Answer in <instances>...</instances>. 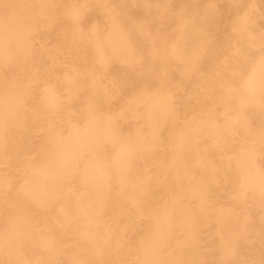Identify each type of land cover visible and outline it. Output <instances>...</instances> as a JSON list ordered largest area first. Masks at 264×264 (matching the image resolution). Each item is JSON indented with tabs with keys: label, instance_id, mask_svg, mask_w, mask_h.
<instances>
[{
	"label": "rangeland",
	"instance_id": "1",
	"mask_svg": "<svg viewBox=\"0 0 264 264\" xmlns=\"http://www.w3.org/2000/svg\"><path fill=\"white\" fill-rule=\"evenodd\" d=\"M20 4L0 0V16L7 18L23 8L24 25L23 46H7L11 53L7 55L0 50V96L6 95L9 83L12 89L23 90L14 116L21 124H15L16 119L9 123L7 145L0 148V169L18 175L16 168L25 165L17 161V153L25 154L23 159L36 158L41 155L39 143L77 133L86 144L79 169L70 173L69 181L79 183L89 176L92 161L101 159V153L110 155L107 167L114 165L112 157L131 166L127 173L136 188L146 172L152 181L150 198L132 207L116 195L118 178L126 169L114 171L104 214L109 217L118 205L125 212L132 208L119 219L125 228L124 245L102 257L85 245L81 264H143L145 256L137 246L145 239L151 213L157 206H171L179 190L180 198L189 199L195 183L188 179L192 174L201 186L207 181V189L215 195L207 193L204 209L197 200L199 257L191 260L190 246L184 244L181 255L186 257L178 261L264 264V192L250 186L251 175L264 182V0H24ZM76 15H81L80 22ZM112 15L119 22L116 27L111 25ZM186 22L199 32L187 41L182 28ZM143 28L148 33H142ZM93 33L97 36L89 41ZM111 37L119 43L115 45ZM92 132L115 137L97 143L90 139ZM215 139L218 145L226 143L224 150L212 147ZM23 142L30 146L20 149ZM128 149L133 156L126 159ZM227 157L230 168L222 162ZM196 161L202 168L213 164L217 169L193 173ZM48 210L27 208L23 213L37 220L32 228L40 231L44 215H61L57 207ZM228 210L233 214L229 230L236 232L244 225L247 234L237 242V254L225 261L218 252L216 230L218 215ZM0 230H6L5 223ZM48 230L62 240L58 263L51 264H74L78 237L58 225ZM157 257L155 264H169L166 256ZM14 261L4 258L0 264H17Z\"/></svg>",
	"mask_w": 264,
	"mask_h": 264
},
{
	"label": "bare ground",
	"instance_id": "2",
	"mask_svg": "<svg viewBox=\"0 0 264 264\" xmlns=\"http://www.w3.org/2000/svg\"><path fill=\"white\" fill-rule=\"evenodd\" d=\"M23 1L12 0V2H18L19 4ZM22 17L23 8L19 9L15 15H9L7 18L0 16V50L2 55L11 54L7 46H23L22 29L24 25ZM74 17L80 22L81 15ZM111 18L112 27H116L119 22L115 16L112 15ZM182 28L183 33L187 34L186 41L189 38L194 39L199 33L197 27L188 24V22L184 23ZM145 31L148 33V28L142 29V33ZM189 33L194 34V37H191ZM121 34L123 35V32L120 33V37ZM124 34L129 35L128 33ZM180 34L182 33L180 32ZM96 36L97 33L90 35L89 41L95 40ZM111 39L115 45L119 43L118 38L111 37ZM0 57L2 56L0 55ZM15 84L19 86L18 83ZM5 87L8 88V90L5 88L6 95L0 96V148H5L7 145L5 139L6 131L11 126L9 124L11 120L16 119L14 116H18L19 99L23 97L22 88L21 90H19V87H13L12 89L10 83ZM14 121H17L15 124H21L19 117ZM49 131L53 133L52 129ZM114 137L111 133L106 136H101L97 133L90 139L99 143L101 138L110 141ZM144 143L142 142V145H147ZM218 143L219 140L215 139L212 147L216 145L224 150L226 143L221 145H218ZM85 144L86 140L77 133L66 137H62L60 134L53 138L51 136L45 142L38 144L41 155L36 158L27 157L23 159L22 157L25 154L17 153V161L25 165V167L22 166V169L21 167L16 168L18 169V175L10 174L6 169H0V226L3 223L6 224V230H0V259L15 260L17 264H51L52 261L58 263L57 260H59L61 251L57 247H60L62 240L59 235L57 236V233L51 232L53 230H48L49 226L55 227L57 225L58 227L71 230L72 234L78 237L79 244L76 246L78 254H76V257L74 255V264H81L83 259L80 254L85 251L83 250L85 245L92 246V253L99 257L106 256L123 247L125 228L119 226V219L132 208L129 207L125 212L123 211V206L118 205L109 217L105 216L104 206L107 202V194L112 188L111 177L114 171L126 169L118 178L119 184L116 195L121 201H129L132 207L143 204L150 198L149 194L152 195L150 189L151 177L146 172L140 187L136 188V182H133V177L127 173V171H131L129 169L131 166L128 167L124 163L121 164L119 157H112L114 165L107 167L106 162L110 155L101 153V159L92 161V173L89 176H83L79 183L69 181L70 173L75 172L76 168L79 169L78 164L82 158L81 152ZM29 146V143L23 142L22 145H19V148L26 149ZM195 153L199 156L198 148ZM125 154H128L126 159L129 156H133L130 149ZM177 154L180 156L179 152L175 153L176 156H178ZM102 160L104 161L103 165L101 163ZM4 161L8 163L7 158ZM222 162H224L226 168H230L232 165L230 157L223 159ZM195 163L197 164V170L193 173L201 171V165H203L200 162L198 163V161ZM76 164L77 166L75 167ZM214 166L210 164L207 168H202V171L203 169H217ZM162 168V166H158L157 169ZM241 171L245 174L247 167H242ZM177 176V174L174 175V177ZM251 176L252 182L250 186L256 185L260 188V191L264 192V182L257 179L258 177L254 175ZM160 177L156 178V180ZM183 178H185L184 175H182V178L179 177L178 181L181 183L180 180H183ZM188 179H192L195 182L191 184L189 199L184 196L183 199L180 198L181 192L179 190L177 194H174L171 206H157L151 213L150 219L146 223L145 239L140 241L137 246L140 254L145 256L143 264H155L159 261L157 257L159 255L166 256L165 259L169 261V264H181L178 259L183 257L184 260L186 257L181 255L184 253V250L181 249L184 244L190 246L191 260L199 257L198 244L200 239L197 227H200L201 223L197 215V200L198 198L200 200L199 208H207V193L210 192L215 195V191L207 189V181H204L202 186L197 183V178L193 174L188 176ZM181 184H179V187H181ZM198 186H201L202 189L200 190ZM129 188L130 193L127 192ZM189 202L192 203L191 206L183 205ZM53 207H57L61 215L53 216L50 213L44 215L43 220L40 221L44 227L40 231L32 228L33 224L37 223V220L35 221L34 218L23 213L27 208L45 211ZM228 208L225 207V209ZM138 213L143 215L142 210H139ZM35 214L38 213L36 212ZM232 217L233 214L229 210L223 215H218L220 223L219 228L216 230L219 234L218 252L225 261L237 254V242L247 234L244 225L236 232L233 229L229 230ZM131 219H133V216H131ZM61 232L64 233L63 230ZM36 237L38 238L35 239ZM26 246L28 250L25 249ZM34 246L35 249H33ZM257 259L259 261V258Z\"/></svg>",
	"mask_w": 264,
	"mask_h": 264
}]
</instances>
